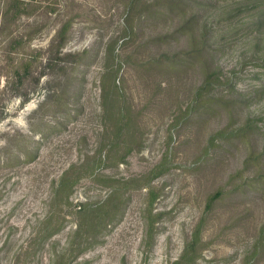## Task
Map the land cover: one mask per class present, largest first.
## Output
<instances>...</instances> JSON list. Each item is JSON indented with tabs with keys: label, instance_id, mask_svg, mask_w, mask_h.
<instances>
[{
	"label": "rangeland",
	"instance_id": "374dc122",
	"mask_svg": "<svg viewBox=\"0 0 264 264\" xmlns=\"http://www.w3.org/2000/svg\"><path fill=\"white\" fill-rule=\"evenodd\" d=\"M27 4L0 29V264H264V0Z\"/></svg>",
	"mask_w": 264,
	"mask_h": 264
},
{
	"label": "trees",
	"instance_id": "16d2710c",
	"mask_svg": "<svg viewBox=\"0 0 264 264\" xmlns=\"http://www.w3.org/2000/svg\"><path fill=\"white\" fill-rule=\"evenodd\" d=\"M32 3H25V0H0V26L3 25V24H6L9 20L13 19L14 17H20L24 12H25V8L26 4L30 7V10L32 9H35L36 7H38L41 2L43 1H49V0H30ZM27 6V7H28ZM12 11V13H11ZM1 31H2V26H1ZM62 43V42H61ZM14 67L16 69V72H17V75H19V68L22 66V65H28V63H26L23 58H20L19 60H17L16 62H14ZM19 80L23 78V75L20 74L19 75ZM102 80H104V78L102 77ZM111 87L113 88H116L117 85H116V80L114 77L111 78V83H110ZM210 85V79L209 78H205L204 81L202 82V84L200 85L199 87V90H204L205 88H207V86ZM121 110H119L118 113H120ZM114 115H115V112H114ZM120 116V115H119ZM118 116V117H119ZM114 119H116V117H113ZM116 120H119V118H117ZM113 148H115L114 150L110 151V153L104 155V159L100 158V161H109L111 159V156H116L117 152H118V149H120V147L116 148V145L114 144L113 145ZM128 149L125 150V154L127 153ZM93 160V159H91ZM89 164V163H88ZM87 164V165H88ZM67 173H65L61 180H60V183H59V186L60 188L61 187H64L66 184H67ZM121 183H124V182H121ZM116 189H120V187L116 188ZM115 189V190H116ZM113 191L112 192V195H111V198H113L115 196V193L118 191ZM216 196V194H213L209 200H212L214 199V197ZM156 197V195L153 194L152 191H150L149 193V204H151L154 200V198ZM108 204V203H107ZM84 206V205H83ZM86 206H84L83 208H85ZM105 206L102 207V210L101 212H105L104 210ZM148 214L151 216V210L148 211ZM153 224V221L152 219H150L149 221V225L152 226ZM194 239V237H193ZM187 245H191L189 242L187 243ZM186 254H187V251H185L182 255L181 258H185L186 257ZM193 258V257H192Z\"/></svg>",
	"mask_w": 264,
	"mask_h": 264
}]
</instances>
